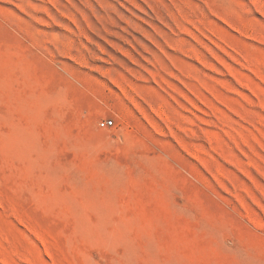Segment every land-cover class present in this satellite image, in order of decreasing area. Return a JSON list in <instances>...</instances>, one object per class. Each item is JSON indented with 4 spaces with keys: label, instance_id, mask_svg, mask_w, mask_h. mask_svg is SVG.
Wrapping results in <instances>:
<instances>
[{
    "label": "rangeland",
    "instance_id": "1",
    "mask_svg": "<svg viewBox=\"0 0 264 264\" xmlns=\"http://www.w3.org/2000/svg\"><path fill=\"white\" fill-rule=\"evenodd\" d=\"M0 264H264V0H0Z\"/></svg>",
    "mask_w": 264,
    "mask_h": 264
},
{
    "label": "built area",
    "instance_id": "2",
    "mask_svg": "<svg viewBox=\"0 0 264 264\" xmlns=\"http://www.w3.org/2000/svg\"><path fill=\"white\" fill-rule=\"evenodd\" d=\"M115 126V122L110 119H105L99 122V127L101 129H110Z\"/></svg>",
    "mask_w": 264,
    "mask_h": 264
}]
</instances>
